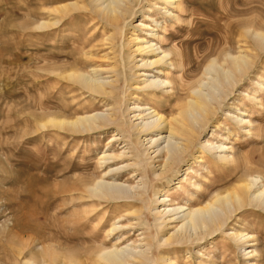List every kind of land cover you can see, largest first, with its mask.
Here are the masks:
<instances>
[{"label":"rangeland","instance_id":"1","mask_svg":"<svg viewBox=\"0 0 264 264\" xmlns=\"http://www.w3.org/2000/svg\"><path fill=\"white\" fill-rule=\"evenodd\" d=\"M75 1L78 8L68 13L51 12ZM134 5L119 32L102 29L90 0H0V264L43 262L48 247L60 255L76 252L82 264H94L87 254L98 246L144 251L149 241L150 264H164L163 256L171 264H264V208L255 202L247 200L216 231L191 233L189 240L166 242L181 222L156 212L163 208L156 202L161 194L169 200L167 209L186 208L230 191L244 178L256 177L264 185V48H257L251 34L264 32V0H136ZM52 16L59 23L45 26ZM105 33H114V43ZM132 33L170 52L173 66H156L165 73L136 66L141 55L129 48ZM240 52L252 65L222 95L177 170L156 179L153 170L164 151L151 158L155 146L141 142L144 134L135 131L140 119L133 116L138 113L133 103L175 115L177 95L187 91L183 86H211L206 64L211 59L221 64L225 55ZM93 69L106 80L117 77L114 96L88 92L68 77ZM142 74L166 78L172 87L145 88ZM114 105L116 119L94 131L76 133L46 123L52 116H105ZM241 113L249 125L233 118ZM208 143L227 146L233 161H220ZM103 152L111 153L106 162ZM108 169H116L115 182L130 193L144 191V202L87 198L85 187L112 181L103 176ZM113 224L119 227L111 230Z\"/></svg>","mask_w":264,"mask_h":264},{"label":"bare ground","instance_id":"2","mask_svg":"<svg viewBox=\"0 0 264 264\" xmlns=\"http://www.w3.org/2000/svg\"><path fill=\"white\" fill-rule=\"evenodd\" d=\"M135 1L136 0H90V2L94 3L92 10H94L93 12L100 19L99 23L101 22L102 29H107L110 27L113 30H120L119 32H122L123 30V27L120 24L127 13L129 11H134L132 9L135 7ZM172 4L175 5V1H172ZM76 8H78V2L75 1L63 4L58 9L55 8L54 10H51V12L62 14L64 12L68 13ZM42 23L45 26H53L59 23V20L52 16V18H49ZM252 31L253 32H251V34L253 41L257 48H264V32L255 29H252ZM105 35L106 40L108 39L110 40V43H114V33H105ZM148 35L150 37L155 36L156 34L154 32H149ZM128 38L129 42L127 43H132L129 45V48L130 50L132 49L131 52H133V55H141V58L139 59L140 64L136 65L139 68L154 67V69L162 73L163 70L156 67L157 65L167 64L169 68L173 66L170 52L164 51L159 45L157 46L156 43L153 44L154 42L152 43L151 40L139 37L135 33H132L131 37ZM215 61L216 60L211 59L204 67V73L206 78L211 83V86H208L206 85L207 83L203 82H201L198 87L191 88L190 86H183V89H187V91L184 96L181 95L182 93L177 95V98L179 101H181V103L178 104L175 115L167 117L164 116L158 110V108L154 106H141L137 103H133L134 108L136 107V111L138 112L133 116H139L138 119H140V122L135 123L133 127L137 133L144 134V138L141 140V142L146 141L145 143H150V147H152L151 145L154 144L155 149L151 151V153H153V155H151L152 159L163 154L162 160H159L160 162L158 161V169L153 170V174L156 179L166 175L169 171L177 170V164L183 159V155L185 156L186 152L190 150L193 139L197 132L202 131L207 122L210 120V117L213 115L216 109V104L220 101L222 95L227 93L226 91L229 89V87L233 88L238 84V78L244 74V72L252 65L251 63L253 62L251 61V58H249V56L244 52H240L236 56L225 55V59L221 64H217V61L216 63ZM92 71V74H84V72L82 73L72 71L68 74V77L77 82L80 87L84 88L88 92L99 94L100 96L105 95L110 97L112 94L114 96V91L111 87L115 88V84H117V77L114 79H110L109 77L108 80H106V78L100 77L98 74H96L98 73L96 72L97 70L93 69ZM142 75L144 76L142 78V83L143 87L145 88L167 89L172 87L171 82L166 78H159L160 76L158 77L154 74ZM256 84L262 88L260 82ZM252 98L253 100L256 99L258 101L257 98ZM108 110H110L112 113H107L105 116H103L101 112L81 114L71 119H60L57 118L59 116H52L47 118L46 123L61 129H66L70 132H90L107 125V121H113L116 116L115 105L112 107L110 106V109ZM233 118L238 119V122H246L248 125L250 123L249 120L244 119V113H241L239 116L236 115ZM118 127L120 126L118 125ZM153 131L155 132L154 136L150 135L147 138L146 135L152 133ZM208 147L211 152H216L217 158L223 163L233 161L232 155L227 151L228 147L224 144L220 143L213 145L208 143ZM160 150L164 151L161 153V155ZM100 158L102 162H106L111 158V153L105 154L103 152ZM114 170L116 169H108L103 175L110 176L108 179H112L111 182L100 179L95 184L85 187L84 193L86 194V197L99 201L118 200L117 202H120L121 200V202L123 201L125 205L133 204L136 200H139L143 203L144 191L135 190L133 193H130L128 186H124L121 185V183L115 182V178H113L114 173H112ZM136 170L131 172L132 177L137 175ZM259 182L260 181H258L256 177H251L249 179L244 178L241 183L237 184L230 191L216 192L212 197H210L208 201H205L204 204L190 207L186 206V208H184V205H178L173 209H167L166 207L168 204L166 205V202L168 199H166V195L161 194L160 196H162V199H159L160 201L157 200L156 202H161L163 208H158L156 212L160 214V216L161 214H166L169 217L168 219L178 218L180 220L179 222H181L179 228L175 230L174 233H169L170 236L168 235L166 238H164L165 241H172V239L175 238H187L189 240L192 234H199V236H203L205 232H214L224 224V221L228 219L227 217L232 212L236 211L247 200L255 202L257 206L264 208V185L263 183L261 184ZM142 184L145 187V184ZM118 227L119 226L116 224H113L111 230L117 229ZM244 236H247V234L239 236L238 241L240 243L245 240ZM146 246L147 249L144 251H141L142 249L140 251L139 249L138 251H133L134 247L132 249H127V246L120 248L116 247V245H114L113 248L98 246L91 251L89 250L87 255L89 256V259L94 262V264H150L151 262L149 261L151 258L147 253L150 246V241ZM66 248L68 250V247ZM64 252H66V249ZM72 252H74V250ZM58 253L50 247L46 249L44 248L43 256H45V259L43 257V262H39L33 258H26L23 263L82 264L79 254H75L76 252H70L71 254L67 255H60ZM128 256H130V258L132 257V260L130 259L131 261L126 258ZM159 259L164 264L172 263L170 258H165L164 256L160 257Z\"/></svg>","mask_w":264,"mask_h":264}]
</instances>
